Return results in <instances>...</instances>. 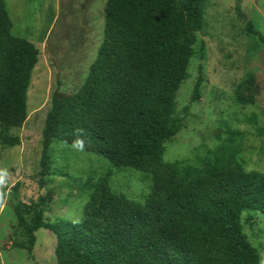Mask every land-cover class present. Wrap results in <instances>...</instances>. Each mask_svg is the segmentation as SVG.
<instances>
[{"label": "trees", "instance_id": "trees-1", "mask_svg": "<svg viewBox=\"0 0 264 264\" xmlns=\"http://www.w3.org/2000/svg\"><path fill=\"white\" fill-rule=\"evenodd\" d=\"M206 2L107 0L104 39L89 74L76 92L58 87L51 94L39 182L45 184L52 173L55 141L82 140L83 149L116 166L150 174L155 189L141 203L112 191L108 175L99 176L79 222L46 220L42 196L32 204L19 200L14 211L31 237L30 258L35 232L46 228L56 235L58 264H260L242 214L248 211V222L253 211L264 214V173L214 156L193 179L171 183L182 165L163 158L164 142L185 127L190 113L191 103L175 116L176 97L189 76ZM12 26L0 0V122L20 127L28 117L40 49L14 35ZM249 30L264 42L259 30ZM203 81L200 73L191 102L200 98ZM0 140L20 144L19 136L1 134ZM13 188L18 194L20 183ZM5 199L0 188V205Z\"/></svg>", "mask_w": 264, "mask_h": 264}, {"label": "rangeland", "instance_id": "rangeland-1", "mask_svg": "<svg viewBox=\"0 0 264 264\" xmlns=\"http://www.w3.org/2000/svg\"><path fill=\"white\" fill-rule=\"evenodd\" d=\"M4 1L12 33L34 42L40 56L28 91L26 121L20 127L0 122V135L20 138L15 146L0 140V188L6 191L0 205V264H58L56 235L46 228L35 232L34 257L28 256L31 237L14 211L19 200L32 204L42 196L46 220L79 222L97 177L108 175L112 191L141 203L154 191V183L144 171L55 141L52 173L40 184L42 130L51 94L58 87L76 92L89 74L104 39L107 0ZM203 25L189 76L176 97L175 116L184 115L189 103L190 113L185 127L164 142V160L182 165L171 183L193 179L214 156L264 173V42L249 30L252 26L264 35V0H207ZM200 73V98L191 102ZM253 213L251 222L248 211L242 214L243 231L264 264V214Z\"/></svg>", "mask_w": 264, "mask_h": 264}, {"label": "clouds", "instance_id": "clouds-1", "mask_svg": "<svg viewBox=\"0 0 264 264\" xmlns=\"http://www.w3.org/2000/svg\"><path fill=\"white\" fill-rule=\"evenodd\" d=\"M74 145H79L82 148L83 147V141L82 140L74 141ZM0 182H3V176H0Z\"/></svg>", "mask_w": 264, "mask_h": 264}]
</instances>
